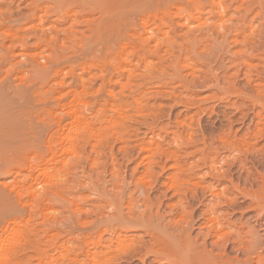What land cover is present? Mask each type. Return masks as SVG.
Listing matches in <instances>:
<instances>
[{"label": "rangeland", "instance_id": "1", "mask_svg": "<svg viewBox=\"0 0 264 264\" xmlns=\"http://www.w3.org/2000/svg\"><path fill=\"white\" fill-rule=\"evenodd\" d=\"M211 1L150 0L118 32L98 26L112 13L79 7L82 0H0V251L10 264H104L107 248L97 234L110 212L112 173L131 188L133 178L153 171V200L164 190L161 182L179 169L192 182L218 187L222 177L215 168L222 167L219 173L231 171L222 186L231 178L240 189H257L264 138L255 151L242 153L222 146L219 138L242 139L260 112L261 101L250 110L243 93L252 91L243 74L263 72L264 55L253 51L256 60L245 67L243 54H226L238 50L231 40L223 52L211 49L212 42L191 49L188 37L215 18ZM255 19V29L264 25ZM229 59H235L231 72L241 73L238 92L226 102L215 77L223 76ZM245 115L241 126L237 121ZM161 167L164 174L156 179ZM237 191L231 192L236 202L227 219L243 224L244 232L255 227L264 239L258 228L263 220H253L257 212L247 208L250 199ZM171 199L168 192L162 201ZM129 235L149 241L144 230ZM230 245L226 252L234 256ZM152 260L148 256L146 264H159ZM116 264L143 263L126 254Z\"/></svg>", "mask_w": 264, "mask_h": 264}, {"label": "bare ground", "instance_id": "2", "mask_svg": "<svg viewBox=\"0 0 264 264\" xmlns=\"http://www.w3.org/2000/svg\"><path fill=\"white\" fill-rule=\"evenodd\" d=\"M75 1L77 2V0ZM79 1L81 2V0ZM149 1L147 0L143 3V0H82L81 4L78 2V6L83 8L88 6L89 9V6H91L94 11L98 9L101 12L106 9L105 11H108L107 14H112L108 15L104 22H99L98 26H106L111 28V31L117 29L119 32L120 25L123 24L125 26L126 23H129L130 20L127 22V19H131L133 13L136 14L142 8L147 9ZM217 1L222 5V12L220 13ZM235 2L237 0H230L229 4L225 0H212L211 3L214 9H209L210 13L215 14V18L211 20L212 23L203 31L198 30L199 33L196 36L191 34L194 37H190L191 39L188 37V39L191 42L192 50L198 45H207L208 42H212L214 46L210 48H216L218 52H223L224 48L227 47L226 43L231 40V42L237 43L242 47L239 48L238 45V50L236 51L225 50L226 54L232 57L243 54L247 60H243L242 64L245 67H251V62L256 60V54L253 55V51L262 52L264 55L262 50L264 48V25H259L257 29L254 28L255 16L261 17V22L264 23V0H250L248 3L244 2L246 5H243V3L237 7L233 5ZM252 5L258 6L259 12H254L255 15L250 17L251 13H253ZM116 16H119V18L122 16L121 21H113L114 18H117ZM211 18L213 17L211 16ZM170 43L172 44L173 41H170ZM234 64L235 59H229L228 66L224 68L223 76L221 78L215 77L216 87L224 93L223 100L226 102H229V96L235 91L238 92L235 79L239 76L241 70L235 69V72L232 73L233 69L231 66ZM243 76L248 79L252 91L251 94H249L250 92L243 93L249 96L252 102L250 110L254 112L256 110L253 104L254 101H261L263 105L260 104V112H258L253 121H250V124L246 127V132L242 135V139L240 137L238 138L239 140H232L227 136L219 138L222 146L231 151L234 150V152L237 150L236 152L239 153H242L241 151L248 152V150L252 152L253 149L255 151V144L264 138V71L257 72L252 76L245 71ZM0 113L4 114L3 112ZM0 117L3 118L4 115ZM246 117L247 115L241 118L239 122L237 121V123L243 126V122L247 119ZM258 150H260L259 153H264V146ZM214 157L211 159L213 163L215 161ZM246 159L244 160L246 161ZM216 161L218 163L217 157ZM245 161H242V163L244 164ZM219 162L221 163V161ZM221 168H219L220 171ZM215 169H217V173L215 172L217 176H221L222 179H226L231 174V171H228L229 169L222 173H219L218 167ZM185 173L184 169H179L174 173L168 174L166 182H161L160 184L165 191L163 190L159 195H156L155 201L150 199L149 196L153 189V184L150 183L148 177H154L153 171L148 177L142 174L141 177L133 178L130 183L134 185L132 186L133 188H125V178L118 177L116 173H112L111 193H107L111 198L108 201L110 212L105 218H101L99 225L102 224L105 229L97 234L99 243L102 244L103 248H107L102 257L104 264H116L126 254L138 255L143 264H146L145 259L148 256H152V261L159 264H264V256L261 253L264 251V239H261L260 233L256 231L257 229L252 227L244 232L243 228L245 229V227H243V224L239 223V225L233 222L237 224L236 226L230 219H227L228 210L230 208L232 210L236 202V198L234 199L232 198L233 196H230L233 193V189L236 191L243 190L239 193L243 195L242 197L250 199L249 205L246 207L257 212L256 216L253 217L256 223L263 220L260 222L262 225L258 228L264 233V172L262 178L259 176L262 180L259 182L257 189L250 191L240 189L239 183H234L231 178L227 179L228 186H225V184L222 186V179H218L219 186L214 187V184H204V181L192 182V176ZM162 174H164V167H161L159 173H155L157 175L156 179L161 177ZM168 192H171V200L173 202L162 201L167 198ZM207 195L211 202L207 201L208 205H205L203 200L206 199ZM207 202L205 203L207 204ZM163 207H165L166 211L162 212L161 209L163 210ZM244 211L242 210L241 213ZM139 230L145 231V235L149 238L148 243L140 240L135 235H129V233L138 232ZM194 231H196V235L198 234V237H195L196 239L193 238L194 236L192 237ZM103 234L108 235V237L104 238ZM208 241H210V244H208ZM229 244L233 245L231 250L232 252L235 251V254L233 253L234 256H229V253L226 252ZM11 246L12 244L8 243L3 248H10ZM215 251H218L216 252L217 254H215ZM239 255H242L244 259L239 260ZM92 259L94 260V258ZM0 264H10L7 254H3L2 251H0Z\"/></svg>", "mask_w": 264, "mask_h": 264}]
</instances>
